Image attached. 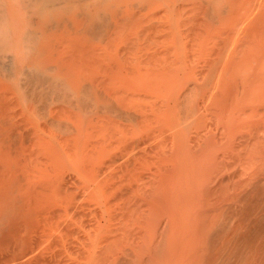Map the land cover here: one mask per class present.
I'll list each match as a JSON object with an SVG mask.
<instances>
[{
  "label": "bare ground",
  "instance_id": "obj_1",
  "mask_svg": "<svg viewBox=\"0 0 264 264\" xmlns=\"http://www.w3.org/2000/svg\"><path fill=\"white\" fill-rule=\"evenodd\" d=\"M0 264H264V0H0Z\"/></svg>",
  "mask_w": 264,
  "mask_h": 264
}]
</instances>
